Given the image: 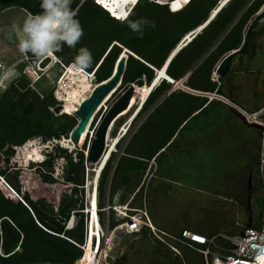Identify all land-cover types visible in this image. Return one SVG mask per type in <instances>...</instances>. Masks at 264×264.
<instances>
[{
    "label": "trees",
    "instance_id": "1",
    "mask_svg": "<svg viewBox=\"0 0 264 264\" xmlns=\"http://www.w3.org/2000/svg\"><path fill=\"white\" fill-rule=\"evenodd\" d=\"M0 4L3 8L16 6L37 14L32 0H0ZM263 5L264 0H190L186 6L181 5L180 2L157 3L139 0L132 4L122 0L123 13L127 14L129 8L132 10L125 20H120L115 16L117 14L109 0H104L103 3L98 0H72L71 7L77 12L76 19L81 22L84 34L75 49L64 45L62 51L55 53V56L66 66L67 75L60 82L63 94L62 104L72 112H76L81 106H77V100L84 96L85 100L91 96L95 86L111 77L120 55H129L122 81L104 98H101L99 108L93 112L89 125L93 119L97 118V115L95 118L94 115L102 108L103 100L107 103L120 85L128 87L143 76H146L148 81V88L140 100L125 114L127 117L125 123L120 126V131L115 135L111 134L104 160H101L99 166L94 169L93 178L88 179L87 209L92 240L101 237L96 223H99V216L102 215L103 208L106 206L107 184H110L109 204L113 206L123 173L138 168L139 163L150 162L161 154L166 156L170 149L160 153L162 145H154L153 140L146 143L140 141V134L152 120L154 112L133 133L124 147V153L112 167L117 141L127 134L130 125L132 126L134 121L141 117L156 98L170 88L171 83L167 79L174 83L173 78L180 79L185 76L194 63L215 45L216 47L187 79L186 85L204 91L219 90V86L217 87L213 81L217 66L229 53L242 46L250 22ZM141 18L155 22L154 28L150 24L143 26V38H139L138 33L133 31L128 23ZM184 37V41H191L184 47L182 45L178 47ZM80 47H87L93 57L92 65L83 70L77 69L72 63ZM127 50L136 56L128 54ZM173 50H175L174 54L166 67L161 70ZM47 63L48 61L45 64ZM156 73L158 78L154 81ZM151 81H154L153 85H150ZM59 103L52 90L39 92L23 74L12 79L9 87L0 95V264H35L41 261L75 264L79 259L81 260L77 264H96L94 258L96 252L91 246L82 248L85 244L83 217L85 210L82 200L78 204V199L71 198L59 212L50 213L42 204L31 199L29 194L20 198L15 193L16 191L20 195L18 178L20 168L15 167L17 164L11 162L15 147L38 136L43 137L45 141L58 140L56 148L59 153L63 151L69 155L68 180L73 183L75 195L78 187L84 184V151L76 152L79 159L75 161L71 155L72 152L70 154L67 152L69 147H63L61 142L63 140L76 148L70 134L77 126L79 118L63 110L62 113L56 114L52 108ZM259 108L260 106H257L256 110ZM187 115L189 117L191 113ZM173 133L170 132L165 136L163 144L171 139ZM85 136L86 134L81 138L80 143L84 141ZM56 155L57 153L50 152L46 160L52 161ZM128 160L133 161L134 164L129 165ZM258 161L259 159L253 168V196L261 186ZM3 162L5 167L2 166ZM250 174L251 172L244 179V195L240 199L242 205H245L250 191ZM96 185L97 191L99 187L98 212L94 207ZM71 210H75L74 214L80 215L81 219L75 225V215L69 227L65 228ZM90 212L93 213V220ZM247 213L249 216L252 215V211ZM127 219L116 220L115 210L112 207L109 209V228H115ZM247 223L248 221L246 225ZM245 227L229 228L226 231L215 230L211 234L233 235L243 231ZM145 229L148 230L145 227L143 231ZM217 240L220 243L223 242L219 235ZM116 263L128 264L127 256H120Z\"/></svg>",
    "mask_w": 264,
    "mask_h": 264
},
{
    "label": "rangeland",
    "instance_id": "2",
    "mask_svg": "<svg viewBox=\"0 0 264 264\" xmlns=\"http://www.w3.org/2000/svg\"><path fill=\"white\" fill-rule=\"evenodd\" d=\"M114 6V12L121 16L123 13L122 0H109ZM41 0H32L35 13L43 11L40 8ZM132 10V9H131ZM29 12L21 7H10L3 8L0 4V78L3 79L5 85L4 88H0V95L9 87L12 79L23 74L33 85V88H37L39 92L44 93L45 90H52L54 96L60 101L57 105H62L63 94L60 89V82L66 77V66L58 62V59L51 58L48 61L47 58L37 60L32 56L31 53L25 54L21 53L18 48V35L14 25L22 28L23 21ZM126 17V16H125ZM30 59V60H29ZM46 59V60H45ZM44 60V61H43ZM31 63L35 67H40L41 64V78L37 81H32L26 72L29 68L25 69L26 64ZM46 65V66H45ZM3 66V67H1ZM45 66V67H44ZM264 66V54L258 53L257 57L252 63V67L259 68ZM43 67V68H42ZM37 68V69H38ZM23 69V70H22ZM41 72V71H40ZM146 78V76H143ZM132 84V83H131ZM129 87V86H128ZM126 85H120L118 90L112 96L111 99L101 104L102 108L96 112L94 118L89 125L90 118L93 112L99 108V103L95 107L94 111L91 113L89 120L86 122L83 135L86 134L85 139L82 143L75 144L76 148L72 147L70 144L62 142L63 147H69L68 153L72 152V157L76 161L78 160L77 151L83 150L85 155V178L84 184L78 187V191L75 195V190L73 183L68 180V165H69V155L63 151L59 153L56 145L59 143L58 140H48L45 141L43 137L38 136L28 140L25 144L15 147V153L12 157V163L17 164V168H20L18 173V178L20 182V196L29 194L31 199L39 202L43 205L45 210L54 213L59 212L60 208L67 204V200L73 198L78 199V204L81 200L84 203V210L88 211V179L93 178L95 174V168L99 166V163L94 161H89L88 152L90 151L93 140L96 137L98 128L110 110V108L117 102L121 97L123 92L128 88ZM86 90V89H85ZM141 96H137L138 101ZM85 96L77 100V106L81 105ZM102 100V99H101ZM238 104L246 109H251L249 105L240 102V100H235ZM102 102V101H101ZM100 102V103H101ZM261 103H264L262 100ZM52 110L56 113L55 108ZM130 111V110H129ZM73 114L76 115L75 112ZM126 115L122 116L116 123V126L112 132L113 135L120 131V126L124 124ZM141 118L139 117L134 121L133 125L128 130L124 138L118 143L117 150L113 156L112 167L117 163L119 157L123 153V149L126 146L130 134L135 130L139 124ZM71 135V134H70ZM81 137V138H82ZM57 153L53 157L52 161L46 160L49 153ZM201 161L202 172L199 171L191 164L189 166H184V169L190 173L188 178L183 180L184 186H179L176 183H167L170 189H164L163 195L158 198H148L149 199V210L150 215L156 226L162 228L166 231L173 232L174 229L178 227H190L195 228L197 226L208 227L212 225H217L222 228L223 231L226 229L234 228L240 229L243 226H247L246 222L249 219L245 205L234 207L227 206L223 208L221 205L226 201L219 199L216 192L212 186L211 174L212 169H208L207 164L210 160L209 153H204L202 155ZM46 160V161H45ZM2 166H6L2 163ZM167 166V165H166ZM164 166L161 173H168V168ZM113 169V168H112ZM111 169V171H113ZM97 172V171H96ZM214 171V173H216ZM176 174V173H175ZM180 176V175H179ZM175 175L174 177H179ZM97 182V181H96ZM157 181L154 179L152 181V186L156 185ZM219 189H222L219 184H217ZM97 185L95 186V199L94 207H97ZM109 192L110 184L108 183L105 191V207L103 208L102 215L99 216L102 229L100 231L101 237L96 239L93 238L89 233V214L84 213V224H85V244L83 246H91V248L96 252L94 255L96 264H117L116 260L120 256H127L128 264H172L173 252H170L167 247V241H170L169 236L160 232L161 235L166 240L161 241L149 230L145 229L142 232L135 234H128L125 227L118 225L115 228H109V210L107 209L109 204ZM167 193V194H165ZM121 197H116L114 204H119ZM227 203V202H226ZM228 204V203H227ZM231 204V203H229ZM262 205V193L260 189L254 194L251 209L252 217L254 220L253 226L259 227L260 221V208ZM121 209V208H119ZM133 210V209H131ZM75 210H71L70 217L68 218L65 228L69 227L70 221L76 215L75 225L81 219V216L74 214ZM134 212V211H131ZM91 213V218L93 220V213ZM116 220H121L125 218L121 212L115 210ZM97 227L101 226L96 223ZM89 237V238H88ZM171 253V257H169ZM85 254V251H84ZM81 259L76 261L77 264ZM35 264H58L49 261H41Z\"/></svg>",
    "mask_w": 264,
    "mask_h": 264
},
{
    "label": "crops",
    "instance_id": "3",
    "mask_svg": "<svg viewBox=\"0 0 264 264\" xmlns=\"http://www.w3.org/2000/svg\"><path fill=\"white\" fill-rule=\"evenodd\" d=\"M187 44L185 43L183 47ZM215 47L216 45L211 50ZM211 50L195 62L185 76L180 79L171 76L175 82H170V88L164 90L141 115L139 124L129 137L130 140L133 133L154 112L152 120L140 134V141L146 143L153 140L154 145H162L160 153L170 148L166 156L161 154L150 162L139 163L138 168L125 171L116 195V197H121L119 204H128L133 211L146 212L154 225L150 215L148 198L154 197L158 201V198L165 192L164 189L171 188L167 183L184 186L183 180H186L190 173L184 169L183 165L192 164L194 169L196 168L201 173L202 166H204L201 161L202 155L209 153L210 160L207 167L213 171L210 177L212 186L218 198L228 203L225 202L221 206L227 208L228 205L242 206L240 199L244 194V179L247 174L253 172V168L259 159L261 131L244 123L233 111V108H237V106L242 107L235 100H240V102L249 105L251 109L247 110L250 111L256 110L257 106L264 105L261 103L264 98L254 106L251 105L249 86L253 80V74L240 68L243 71L234 78V83L239 87L236 98L232 96L230 98L228 94L218 89L211 92L186 85L187 79ZM252 63L253 61L250 64V70L256 69L252 67ZM217 68L213 75V81L218 79V84H215L221 88L220 82H222L221 78L223 77H219ZM227 79L229 78L227 77ZM220 96L229 98L237 106L223 101L219 98ZM189 112L191 115L187 117ZM170 132H174L171 139L163 144L165 136ZM127 163L129 165L134 164L130 160ZM164 166L168 168V173H161L165 170ZM216 170L217 172L214 173ZM175 175L180 176L174 177ZM154 179L157 183L152 186ZM217 184L222 189H219ZM146 195L148 196L147 199ZM156 227L163 233L169 234L170 241H167V249L173 252L172 264H206L205 258L198 248L191 247L180 240L182 230L199 231L210 237L223 234H211L215 230H222L217 225H213V231L207 229L209 226L178 227L173 232ZM169 257H171V253Z\"/></svg>",
    "mask_w": 264,
    "mask_h": 264
},
{
    "label": "clouds",
    "instance_id": "4",
    "mask_svg": "<svg viewBox=\"0 0 264 264\" xmlns=\"http://www.w3.org/2000/svg\"><path fill=\"white\" fill-rule=\"evenodd\" d=\"M71 5L72 0H41L40 8L43 11L37 14L29 12L22 28L14 25L18 35V48L25 54V58L31 53L37 60L49 57L55 59V53L62 51L64 45L76 48L84 30L81 22L76 19L77 12ZM128 23L130 28L138 33L139 38H143V26L150 24L155 27L154 21L145 18ZM92 62V53L87 47H80L72 61L74 67L80 70L89 68ZM4 87L3 79L0 78V88ZM260 159V169L264 173V139L261 140ZM245 249H250L253 255L251 260L243 261L242 264H264V235L258 234L249 238Z\"/></svg>",
    "mask_w": 264,
    "mask_h": 264
},
{
    "label": "built area",
    "instance_id": "5",
    "mask_svg": "<svg viewBox=\"0 0 264 264\" xmlns=\"http://www.w3.org/2000/svg\"><path fill=\"white\" fill-rule=\"evenodd\" d=\"M150 1L157 3H174L176 0H150ZM189 1L190 0H186V2H184V6H186L189 3ZM115 16L118 17L117 15ZM125 19L126 18L120 20H125ZM58 62L64 65L59 59ZM27 68H29V70L26 72V75L30 79H32V81L39 80L41 78L42 71H44L41 70V64L40 67L38 68L31 65V63H28L24 67V71ZM219 98L222 99L223 101L228 102L229 104L235 105L229 98L225 96H220ZM237 109L244 116V118L248 123L258 124L262 127V129L260 130L261 140L264 139V105L261 106L259 109L253 111L244 109L240 106H237ZM260 151H261V143L259 149V161L257 164V168L259 170V179H261L260 191L262 193V205L260 208L259 227H254L252 223L251 227L246 226L243 231L238 232L236 234L233 235L220 234L219 236H221L223 240V242L221 243L218 242L216 236L210 237L199 231L184 229L181 232L180 240L191 247L198 248L203 254L206 264H218V262L219 264H242L243 261L251 260L253 253H251L250 249L247 250L245 249V244L247 243L248 239L251 237H254L258 234L264 235V173H262L260 169V164H261ZM8 186L10 185L8 184ZM10 188L13 189L11 186ZM15 193L20 198H22L16 191ZM111 207L117 212H121V214L125 216V218H128L127 220H125V222L120 224L123 227H125L126 232L128 234H135L142 232L143 229L146 227L158 239L164 242L166 241L160 233L162 231H160L153 224L149 215L146 212L135 211L134 213H131V208L128 206V204L127 205L114 204L113 206L108 204L107 209L109 210ZM85 212L88 214L87 211ZM164 234L169 236L168 233H164ZM196 237H200L201 239H196ZM84 247L85 246H83V248ZM173 249L178 252V250H176L175 248Z\"/></svg>",
    "mask_w": 264,
    "mask_h": 264
},
{
    "label": "water",
    "instance_id": "6",
    "mask_svg": "<svg viewBox=\"0 0 264 264\" xmlns=\"http://www.w3.org/2000/svg\"><path fill=\"white\" fill-rule=\"evenodd\" d=\"M264 20V9L258 13L254 19L250 22L246 35L244 40V45L238 50H235L231 53H229L219 64L217 68V74L219 77H225L228 75L230 71L238 72V68L241 66L243 70H249L250 64H251V55L248 53V44L249 39L251 36V33L253 29L255 28L256 24L261 20ZM128 51V54H132L136 56L133 52ZM123 54V53H122ZM129 55H120L115 67L114 71L110 78L107 80H104L98 84V86L95 87L93 93L89 98H87L85 101L82 102L81 106H79L78 110L75 112L76 115L79 118V122L77 126L72 131L70 137L73 139V141L76 144L80 143L81 136L85 127V124L90 116V114L94 111L95 107L106 94H108L110 91H112L119 83L122 81L123 74L126 69L127 60ZM218 79L215 80V83L218 84ZM147 83V80L145 77L138 78L135 80L132 84L129 85V87L123 92L121 97L117 100V102L110 108V110L107 112L105 117L103 118L95 139L93 140V143L91 145L90 151H89V161L99 162L101 158L104 155L105 149H106V139H107V133L109 130V127L113 120L125 109L130 103V100L137 88V86H142ZM230 83V79H227V84ZM229 97L231 98V95L229 94ZM62 105L56 106L55 110L56 112H60L62 109ZM234 113L247 125L255 127L259 130L262 129V127L258 124H250L246 121L244 116L239 112L237 108H233ZM252 179L253 174L250 175V195L248 197L249 202L251 200L252 196ZM253 223V217L250 216L247 226L251 227Z\"/></svg>",
    "mask_w": 264,
    "mask_h": 264
},
{
    "label": "flooded vegetation",
    "instance_id": "7",
    "mask_svg": "<svg viewBox=\"0 0 264 264\" xmlns=\"http://www.w3.org/2000/svg\"><path fill=\"white\" fill-rule=\"evenodd\" d=\"M263 9H264V5L259 9L257 14L260 13ZM245 35H246V33H245ZM244 40H245V37H244ZM243 45H244V41H243V44L241 47H243ZM248 53L252 56L251 62L255 60L258 53L264 54V20L263 19H261L256 24L255 28L253 29V31L251 33V36L249 39V44H248ZM240 68L242 69V67L240 66L238 68V72L232 71L230 74L221 78L222 82H220L222 87L221 88L219 87V90L224 91L228 95L230 94L233 98H236L237 92L239 91V87L234 83V78L239 72L243 71V70H240ZM247 71H248V73L253 74V80L251 81L250 86H249L250 87L249 97L251 100V105L254 106L262 98H264V66L256 68V69H251V70L249 69ZM227 77L230 79L229 84H227ZM251 174H253V172ZM243 193H244V190H243ZM249 195H250V191H249V194H248L247 199H246L245 209L247 211H252L251 203H252V199H253V194L251 196L250 202L248 199ZM207 229L209 231L210 230L213 231L214 227H213V225L212 226L210 225Z\"/></svg>",
    "mask_w": 264,
    "mask_h": 264
},
{
    "label": "bare ground",
    "instance_id": "8",
    "mask_svg": "<svg viewBox=\"0 0 264 264\" xmlns=\"http://www.w3.org/2000/svg\"><path fill=\"white\" fill-rule=\"evenodd\" d=\"M139 0H137V2H138ZM136 2V3H137ZM177 2H180V4L181 5H184V2H186V0H176L174 3H177ZM131 9L132 8H129V10H128V12H127V14H126V16L129 14V12L131 11ZM211 14V13H210ZM125 18V17H124ZM123 18V19H124ZM195 31V30H194ZM193 31V32H194ZM185 40V38L183 39V41L178 45V47L179 46H183L185 43H189L190 41L189 40H187V41H184ZM177 47V48H178ZM176 48V49H177ZM175 49V50H176ZM175 50H173V52L171 53V56L169 57V59L166 61V63L164 64V66H163V68L161 69V70H163L165 67H166V65L168 64V62H169V60L171 59V57H172V55L174 54V52H175ZM56 57V56H55ZM57 58V57H56ZM48 59V62H49V59H50V57L49 58H47ZM46 60V59H45ZM44 61V60H43ZM46 66V65H45ZM44 66V67H45ZM43 68V67H42ZM158 73H156V77H155V79H154V81L155 80H157V75ZM154 81L151 83V82H149L150 83V85L152 84L153 85V83H154ZM167 81H169V82H171V80H169V79H167ZM84 86V85H83ZM98 86V85H97ZM85 87V86H84ZM96 87V86H95ZM95 87H94V89H95ZM86 88V87H85ZM148 88V81H147V83L146 84H144V85H142V86H137V88H136V90H135V92H134V94H133V96H132V98H131V100H130V103H129V105L127 106V108H125L114 120H113V122L111 123V125H110V127H109V130H108V133H107V139H106V149H105V152H104V155H103V157L101 158V160H104V158H105V156H106V154H107V146H108V144H109V141H110V139H111V134H112V130H113V128H114V126H115V123H116V121L119 119V118H121L123 115H125L134 105H135V103H137V101H138V99H137V96H142V94L146 91V89ZM106 96V95H105ZM104 96V97H105ZM90 97V96H89ZM88 97V98H89ZM103 97V98H104ZM87 99V98H86ZM85 99V100H86ZM84 100V101H85ZM62 110L64 111V112H69V113H73L72 112V110L71 109H69V108H67L64 104H62ZM135 113V112H134ZM90 116H91V114H90ZM90 116H89V118H90ZM89 118H88V120H89ZM87 120V121H88ZM132 124V123H131ZM130 127H131V125H130ZM84 131V130H83ZM82 135H83V133H82ZM124 136V135H123ZM121 137L118 141H117V145H118V143L120 142V140H122L124 137ZM82 137V136H81ZM72 139V138H71ZM73 140V139H72ZM76 144V143H75ZM116 145V146H117ZM114 152V151H113ZM113 152H111V153H113ZM110 153V154H111ZM109 154V155H110ZM88 155H89V152H88ZM108 155V156H109ZM108 156H107V158H108ZM107 158H106V160H107ZM101 160L99 161V162H97V163H100L101 162ZM106 160H105V162H106ZM105 162H104V164H105ZM104 164H103V166H104ZM102 169H103V167H102ZM102 169H101V172H102ZM100 176H101V173H100ZM98 191H99V187H98ZM97 212H98V193H97ZM88 212V211H87ZM89 213V212H88ZM98 224H100L101 225V222H100V219H99V223ZM98 228L99 229H102V225L101 226H98ZM101 264H104L103 263V261L101 262Z\"/></svg>",
    "mask_w": 264,
    "mask_h": 264
},
{
    "label": "snow or ice",
    "instance_id": "9",
    "mask_svg": "<svg viewBox=\"0 0 264 264\" xmlns=\"http://www.w3.org/2000/svg\"><path fill=\"white\" fill-rule=\"evenodd\" d=\"M98 2L103 3L104 0H98ZM131 2L132 4L136 3V0H125V3ZM126 16V13L122 14L121 16L117 17L118 19H123ZM196 239H201L200 237H196Z\"/></svg>",
    "mask_w": 264,
    "mask_h": 264
}]
</instances>
